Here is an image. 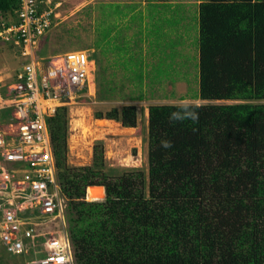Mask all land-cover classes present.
Here are the masks:
<instances>
[{"label":"trees","instance_id":"obj_1","mask_svg":"<svg viewBox=\"0 0 264 264\" xmlns=\"http://www.w3.org/2000/svg\"><path fill=\"white\" fill-rule=\"evenodd\" d=\"M198 2V99L235 103L150 105L147 171L109 167L102 141L92 165L70 166L69 107L47 119L77 264H264V0ZM20 5L0 0V14ZM101 23L95 59L98 101L106 102L118 92L107 52L140 88L149 73L127 52L129 38ZM168 48L175 59L177 46ZM168 64L155 63L154 77ZM138 114L130 104L95 118L135 128ZM91 186L104 187L105 199L87 201Z\"/></svg>","mask_w":264,"mask_h":264},{"label":"built area","instance_id":"obj_2","mask_svg":"<svg viewBox=\"0 0 264 264\" xmlns=\"http://www.w3.org/2000/svg\"><path fill=\"white\" fill-rule=\"evenodd\" d=\"M39 5L0 15V47L19 59L11 80L0 69V246L26 264H77L47 119L96 87L97 64L93 49L41 55L53 13Z\"/></svg>","mask_w":264,"mask_h":264},{"label":"rangeland","instance_id":"obj_3","mask_svg":"<svg viewBox=\"0 0 264 264\" xmlns=\"http://www.w3.org/2000/svg\"><path fill=\"white\" fill-rule=\"evenodd\" d=\"M39 7L44 11H52V25L42 40L41 52L43 55H61L73 50L95 49V43L101 30V21L105 20V27L115 29L122 16L113 13L110 4L124 0H39ZM140 1V0H135ZM143 1V0H141ZM165 3V0H155ZM171 7L166 6V10H174L173 17H183L173 29L167 27L169 34H177L183 37L180 43L178 39L171 41L168 47L177 46L178 53L175 59L165 55L164 60L169 62L166 66L167 74L154 77L160 72L155 66L157 58L154 51L149 50L148 43L144 36L150 39V33L143 32L144 29L140 21H127L122 27L121 36H127L131 41L132 52L139 57L136 61L142 66L146 65L143 76V85L134 78L135 74L125 71L121 63L116 60L118 57L114 52H107L105 63L108 74L112 75V83L117 88L113 101L99 102L98 70L95 73L96 87L86 93L78 91L73 103L69 106V132H68V154L67 161L70 166H89L94 161V147L98 141L104 145V160L111 168H142L148 170V144L145 139L148 135L149 127V106L154 104H232L235 101H203L198 99L199 94V50H198V27L197 13L198 0H168ZM173 4V5H172ZM107 5V7L105 6ZM105 6V8H103ZM175 6H182L180 9ZM107 15V18H106ZM191 16L193 20H189ZM185 17V18H184ZM196 17V21H195ZM149 24V23H148ZM181 24L182 27H178ZM129 25L130 28L126 26ZM105 29V28H103ZM176 29V30H175ZM128 31V32H127ZM142 31V33H140ZM161 31V30H160ZM104 32V31H103ZM181 34V35H180ZM159 38L162 34H154ZM185 37V38H184ZM128 40V41H129ZM8 46L0 48V69L2 75L11 80L14 71L19 67L18 60L9 52ZM166 52V48H164ZM8 52V53H7ZM40 53V52H39ZM101 55V51L96 50L94 57ZM102 57V56H100ZM163 61V58L162 60ZM173 62V63H170ZM135 72H140L136 65ZM142 71V70H141ZM129 74L132 76L128 78ZM144 96V99L133 100L132 97ZM134 104L138 108V124L135 128H125L120 123L96 119L95 112H107L114 107L119 109L125 105ZM92 187V186H91ZM100 189L102 186H93ZM104 189L105 193V188ZM101 190V189H100ZM88 191V189H87ZM88 197V194H87ZM104 197L99 201L104 200ZM87 201H89L87 199ZM0 264H26L25 258L9 256L0 246Z\"/></svg>","mask_w":264,"mask_h":264},{"label":"crops","instance_id":"obj_4","mask_svg":"<svg viewBox=\"0 0 264 264\" xmlns=\"http://www.w3.org/2000/svg\"><path fill=\"white\" fill-rule=\"evenodd\" d=\"M162 2H158L155 0H143V1H135V0H124V1H118L115 3L120 6V9L122 13H126V16L122 14V19H120V23L117 24L116 28L113 29L112 35L116 36L121 34L122 27L124 24H127V21H140L144 27L143 32L144 34L150 33V39L146 36H144L146 42L148 43V52L149 50L154 51V54L157 58V63H160L162 60V57L164 58L165 55H170L171 49L168 48V45L171 44V41H175L178 39L179 43L181 40H184L183 37L177 35V34H169L170 31H168L167 27L169 29H173L174 26L179 22V20L183 17L177 18L176 16L173 17L174 10H169L171 7L170 2L168 0H165V3L161 4ZM173 5V4H172ZM166 6H169V8L166 10ZM182 6H175V8L180 9ZM185 18V17H184ZM188 19L190 20V16H188ZM167 22L171 23L170 25L166 24ZM149 23V24H148ZM166 25L167 27H165ZM127 28H130L129 25L126 26ZM178 27H182L181 24L178 25ZM161 30V31H160ZM176 30V29H175ZM128 32V31H127ZM142 33V31H140ZM160 35L159 38H155L153 35ZM181 35V34H180ZM122 38L127 39V36H122ZM185 38V37H184ZM2 48V46L0 47ZM8 48V47H7ZM164 48H166V52H164ZM10 49V47L8 48ZM177 50V48H176ZM8 53V52H7ZM15 59H19L14 54V52L11 50L9 52Z\"/></svg>","mask_w":264,"mask_h":264},{"label":"bare ground","instance_id":"obj_5","mask_svg":"<svg viewBox=\"0 0 264 264\" xmlns=\"http://www.w3.org/2000/svg\"><path fill=\"white\" fill-rule=\"evenodd\" d=\"M100 189H96L93 186L89 187L87 191V194H88L87 199L89 201H99L100 199H102L105 193L102 187Z\"/></svg>","mask_w":264,"mask_h":264},{"label":"clouds","instance_id":"obj_6","mask_svg":"<svg viewBox=\"0 0 264 264\" xmlns=\"http://www.w3.org/2000/svg\"><path fill=\"white\" fill-rule=\"evenodd\" d=\"M1 15V14H0Z\"/></svg>","mask_w":264,"mask_h":264}]
</instances>
